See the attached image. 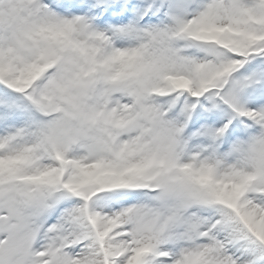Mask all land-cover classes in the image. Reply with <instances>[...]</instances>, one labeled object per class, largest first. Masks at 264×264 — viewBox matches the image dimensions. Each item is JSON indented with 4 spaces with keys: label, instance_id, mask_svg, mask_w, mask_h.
Instances as JSON below:
<instances>
[{
    "label": "snow or ice",
    "instance_id": "6c2138e0",
    "mask_svg": "<svg viewBox=\"0 0 264 264\" xmlns=\"http://www.w3.org/2000/svg\"><path fill=\"white\" fill-rule=\"evenodd\" d=\"M0 264H264V0H0Z\"/></svg>",
    "mask_w": 264,
    "mask_h": 264
}]
</instances>
